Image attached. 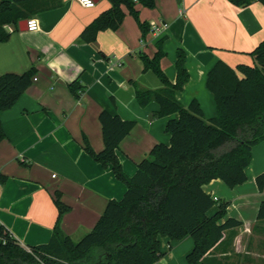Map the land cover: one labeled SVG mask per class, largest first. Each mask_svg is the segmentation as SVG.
Here are the masks:
<instances>
[{"label": "crops", "instance_id": "crops-1", "mask_svg": "<svg viewBox=\"0 0 264 264\" xmlns=\"http://www.w3.org/2000/svg\"><path fill=\"white\" fill-rule=\"evenodd\" d=\"M50 1L53 9L33 17L39 20V31L30 32L28 25L20 26L22 21L8 25L10 39L0 42V76L37 70V80L14 108L0 111L6 134L0 143V224L26 247L50 242L60 217L56 194L69 208L60 228L75 242L96 226L109 201L124 198L127 187L112 168H103L84 150V138L96 152L105 148L101 112L136 122L117 150L130 177L156 145H170L166 127L178 114L155 118L157 103L141 107L136 100L134 84L140 89L162 88L153 72L144 71L140 53L153 57L164 39L161 68L175 83L177 50H184L190 79L176 97L185 107L197 100L210 120L218 110L207 87L209 72L219 61L232 68L253 65L251 53L264 41V5L258 2L236 7L228 0H156L152 9L137 3L141 22L168 27L150 31L143 40L137 21L123 7L120 29L103 31L96 42L86 44L83 31L110 9V3L94 0L96 7L88 9L77 0ZM73 83L83 91L81 100L70 91ZM262 173L264 141L252 149L245 184L231 189L215 180L204 187L213 198L230 204L227 217L242 223L234 253H228L240 256V264L245 258V264H264V221L258 220L264 192L256 184ZM217 210L214 207L209 216ZM160 242L163 257L157 264H188L195 247L191 237L182 241L164 237Z\"/></svg>", "mask_w": 264, "mask_h": 264}, {"label": "trees", "instance_id": "trees-1", "mask_svg": "<svg viewBox=\"0 0 264 264\" xmlns=\"http://www.w3.org/2000/svg\"><path fill=\"white\" fill-rule=\"evenodd\" d=\"M111 7L96 18L81 35L83 43L96 42L107 30L117 31L125 19L123 7L137 21L143 40L151 26L140 20L133 0H107ZM236 7H247L264 0H228ZM154 8L156 0H139ZM50 0H0V42L10 39L8 25L18 26L38 14L53 9ZM164 39L157 43L153 57L140 53L145 72H153L162 88L140 89L134 84L136 100L141 107L155 102L160 110L155 118L178 114L169 121L166 132L170 145L158 144L138 164L137 173L128 176L118 158L122 141L136 126L108 111L101 112L105 148L93 150L84 138V150L94 161L112 168L116 179L127 187L122 200L108 202L96 226L78 242L60 228L61 217L69 210L56 194L59 220L48 244L23 246L3 225H0V264H157L163 257L160 238L182 241L191 237L195 247L187 257L188 264H240L234 253V239L242 223L227 217L230 204L215 201L204 187L221 180L233 189L247 182L246 170L252 162V149L264 141V41L251 53L253 65L232 68L219 61L209 72L207 87L214 95L218 114L206 120L197 100L183 106L176 94L183 90L190 75L185 67L186 53L177 50V79L172 83L161 60L166 56ZM36 68L23 74L0 76V111L14 108L36 78ZM81 100L83 91L77 83L69 86ZM6 138L0 122V143ZM264 192V173L256 178ZM217 207V212H209ZM264 221V201L258 211ZM218 254L225 256L217 257ZM238 257V258H237ZM237 258V259H235ZM245 258L242 264H245Z\"/></svg>", "mask_w": 264, "mask_h": 264}, {"label": "built area", "instance_id": "built-area-1", "mask_svg": "<svg viewBox=\"0 0 264 264\" xmlns=\"http://www.w3.org/2000/svg\"><path fill=\"white\" fill-rule=\"evenodd\" d=\"M79 4H81L83 7L92 9L96 7V2L94 0H77ZM135 4L139 3V0H133ZM168 27V24L163 23V24H153L151 25V31L154 33H159L162 28L166 29ZM28 30L30 32H37L40 30V23L37 18H31L28 20ZM35 81L37 78L34 79ZM215 201H219L218 198H214ZM2 201V191H1V185H0V203ZM1 225V224H0Z\"/></svg>", "mask_w": 264, "mask_h": 264}, {"label": "water", "instance_id": "water-1", "mask_svg": "<svg viewBox=\"0 0 264 264\" xmlns=\"http://www.w3.org/2000/svg\"><path fill=\"white\" fill-rule=\"evenodd\" d=\"M98 2V1H97ZM26 26V25H28V21L27 20H25V21H23L21 24H20V26Z\"/></svg>", "mask_w": 264, "mask_h": 264}, {"label": "rangeland", "instance_id": "rangeland-1", "mask_svg": "<svg viewBox=\"0 0 264 264\" xmlns=\"http://www.w3.org/2000/svg\"><path fill=\"white\" fill-rule=\"evenodd\" d=\"M150 74H151V76H153V78H155V80H157L159 82L158 77L154 73H150Z\"/></svg>", "mask_w": 264, "mask_h": 264}]
</instances>
